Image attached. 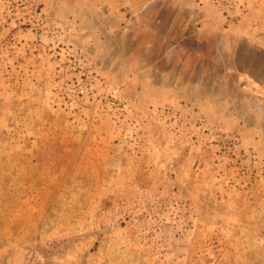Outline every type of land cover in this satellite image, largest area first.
Wrapping results in <instances>:
<instances>
[{"label":"rangeland","instance_id":"374dc122","mask_svg":"<svg viewBox=\"0 0 264 264\" xmlns=\"http://www.w3.org/2000/svg\"><path fill=\"white\" fill-rule=\"evenodd\" d=\"M0 264H264V0H0Z\"/></svg>","mask_w":264,"mask_h":264}]
</instances>
